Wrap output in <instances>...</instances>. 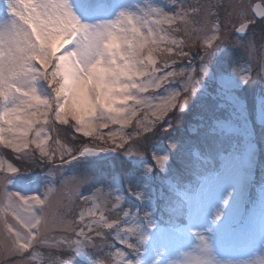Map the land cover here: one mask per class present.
<instances>
[{"label":"snow or ice","instance_id":"6c2138e0","mask_svg":"<svg viewBox=\"0 0 264 264\" xmlns=\"http://www.w3.org/2000/svg\"><path fill=\"white\" fill-rule=\"evenodd\" d=\"M78 2L85 13L100 10L98 0ZM169 3L171 10L137 5L136 12L122 9L114 18L85 23L70 0H4L0 145L16 161L50 165L49 175L58 182L42 195L23 196L10 188L21 169L0 157V264H30L37 248L96 249L95 264H264V251L243 255L264 246V96L256 112L258 142L239 95L258 79L264 83V43L257 46L250 37L242 45L246 68L230 73L210 67L218 46L240 44L233 37L264 24V8L253 11L245 0ZM193 50L199 55L196 67ZM198 94L212 102L223 97L244 115L242 151L227 143L233 130L226 122L208 115L201 117L206 142L176 141L151 151V164L138 177L140 188L111 187L121 175L115 165L64 174L65 165L105 153L144 156L145 137L162 125L167 133ZM204 107L215 112L224 105ZM57 124L70 125L91 146L61 144L51 135L58 133ZM233 178L239 194L230 191L215 211V227H205L217 190ZM85 186L89 194L81 192ZM126 195L135 201L132 207ZM51 264H71V258L56 257Z\"/></svg>","mask_w":264,"mask_h":264},{"label":"rangeland","instance_id":"374dc122","mask_svg":"<svg viewBox=\"0 0 264 264\" xmlns=\"http://www.w3.org/2000/svg\"><path fill=\"white\" fill-rule=\"evenodd\" d=\"M261 2L264 6V0H245V3L253 6L255 2ZM118 2V3H117ZM98 0L100 10L88 14L82 11L78 0H70V4L73 7L74 12L81 18L82 22L94 23L99 19H111L114 18L115 13L122 9H127L128 11L136 12L138 11L137 5L140 7H146L148 4H152L157 7H164L171 10V5L169 0ZM189 3H196L197 0H188ZM201 3L206 2V0H200ZM214 2V0H213ZM237 2V0H224L225 4H230ZM8 18V13L4 6V0H0V19ZM259 34V37H258ZM261 34H264V24L257 23L249 33L245 36H235L233 39H238L240 44L234 45L231 42H224L218 46L210 56V67L214 72L217 68H226L228 72H234L237 67H247L248 58L246 56L244 47L242 45L249 39L253 38L257 46L260 43H264V38H261ZM258 37V39H257ZM261 38V39H259ZM184 63H187L186 61ZM199 64V55L193 50L192 55V67H196ZM205 85H209L210 81L205 80ZM44 92L42 94L47 95L48 89L44 85ZM244 100L250 118L252 119L257 133V141L259 142L260 128L256 121V112L258 111V106L260 98L264 96V83L261 80H256L254 83L249 84L244 88V90L239 94ZM215 103H222L223 108L216 110L215 112H209L205 109V104H211L214 106ZM232 113L230 116L229 113ZM208 115H214L218 118L224 120L227 127L232 131L227 138V143H236L241 145L238 150L242 151V133L245 117L241 112L237 111L233 105L225 98H221L216 102L205 101L204 98L198 94L197 97L189 101V108L185 113H181L175 116L173 127L169 129L167 133L161 131L160 126L154 130L153 133L148 134L142 143V148L145 151L142 157H125L121 153H105L99 158H90L88 160L81 159L79 161H73L71 164L64 166L65 175H77L84 173H97L100 169H108L110 165H115L116 168L121 172L118 182H112L111 187L120 189L126 184H130L133 188H140L142 185V180L138 177L142 176L147 166L151 164V151L158 148H162L171 142L179 141L183 144L185 141L195 142L197 144H202L206 142L204 140L207 131V125L201 126V117L207 118ZM59 130L58 133H51V135L58 136L61 144H65L68 147H79L83 143H91L88 138H85L80 133H75L70 125H56ZM107 131V130H105ZM75 137V139H74ZM158 140V141H156ZM264 148V145L261 146ZM50 148L55 150L57 145L55 143H50ZM38 155V154H37ZM0 157L8 162L15 163L21 171L12 177V184L10 185L11 190L19 192L23 196L30 195H42L47 187L52 186L58 182V178L49 175L50 165L42 164L37 162L35 164L31 163H21L15 160V154L11 152L10 149L3 148L0 145ZM128 166V169L126 168ZM124 171V170H126ZM130 171L133 174L129 175ZM171 175V173H169ZM261 181V173L259 168L256 172V183L259 184ZM153 183H159L158 180L153 179ZM236 189L237 194H239V188L236 180L229 179L225 180L222 185L217 190L211 206L208 209V216L205 227H215L212 225V220L215 216V211L218 208L224 206V200L227 194ZM84 194H89L88 186L81 189ZM237 197H233L232 203H236ZM130 198L126 195L125 201L126 206L132 207L135 203L134 200L129 202ZM231 212V206L225 212V220L228 219L229 213ZM264 251V246H254L249 252L243 254L244 258H250L257 254L258 252ZM68 256L71 258V264H95V261L99 258V254L96 249L85 248L78 253H60L55 249L49 248H37L34 253V259L30 260V264H51V261L60 257L61 259H67Z\"/></svg>","mask_w":264,"mask_h":264},{"label":"water","instance_id":"95a60500","mask_svg":"<svg viewBox=\"0 0 264 264\" xmlns=\"http://www.w3.org/2000/svg\"><path fill=\"white\" fill-rule=\"evenodd\" d=\"M256 5H260L261 6V8H264V6H263V4L261 3V2H255L254 4H253V6H252V9H253V11H255V7H256ZM242 37V36H241ZM102 155H104V154H101V156ZM95 158V157H94Z\"/></svg>","mask_w":264,"mask_h":264},{"label":"bare ground","instance_id":"6f19581e","mask_svg":"<svg viewBox=\"0 0 264 264\" xmlns=\"http://www.w3.org/2000/svg\"><path fill=\"white\" fill-rule=\"evenodd\" d=\"M38 87H39L40 92L43 93L44 92L43 82H40Z\"/></svg>","mask_w":264,"mask_h":264},{"label":"trees","instance_id":"16d2710c","mask_svg":"<svg viewBox=\"0 0 264 264\" xmlns=\"http://www.w3.org/2000/svg\"><path fill=\"white\" fill-rule=\"evenodd\" d=\"M260 36H262L261 38H264V34H261ZM258 37H259V34H258ZM258 37H257V39H258ZM261 38H259V39H261ZM156 141H158V140H156ZM126 168L128 169V166ZM127 169L124 171L128 172Z\"/></svg>","mask_w":264,"mask_h":264}]
</instances>
